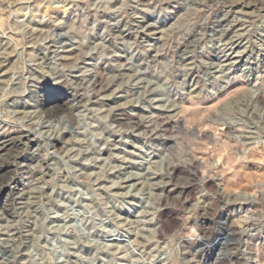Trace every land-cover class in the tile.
Segmentation results:
<instances>
[{
  "label": "rangeland",
  "instance_id": "obj_1",
  "mask_svg": "<svg viewBox=\"0 0 264 264\" xmlns=\"http://www.w3.org/2000/svg\"><path fill=\"white\" fill-rule=\"evenodd\" d=\"M259 91L264 0H0V264H264Z\"/></svg>",
  "mask_w": 264,
  "mask_h": 264
},
{
  "label": "bare ground",
  "instance_id": "obj_2",
  "mask_svg": "<svg viewBox=\"0 0 264 264\" xmlns=\"http://www.w3.org/2000/svg\"><path fill=\"white\" fill-rule=\"evenodd\" d=\"M203 28L204 27H200L199 30H202ZM29 36L32 37V34H30ZM10 41H12L11 38H10ZM9 42L5 44V45L8 46V48H10ZM13 42L16 43L17 41L13 40ZM13 50H14V48H13ZM84 76L86 77V75H84ZM74 82H75L74 84L76 85L75 86V91L77 93L84 94V93L87 92V94L88 93L91 94L90 97H92L94 100H95V98L98 97V94L97 93L99 92L98 87L100 86V83L96 79V75H94V74L89 75L87 77V79L86 78H78ZM255 96H256V100H258L259 102H263L264 101V91L263 92L262 91L257 92L255 94ZM57 99H59V98H57ZM52 100H55V98H52L51 99L49 105L51 104V102H53ZM66 108H67L68 113H70V115H65L61 119H62V121L65 120L66 122H71L73 120V116H71V112L74 110L75 106L70 102V103H68L66 105ZM57 111H58V107L53 106V108L51 107L48 111H43V112L41 111V112H39L40 114L38 116H40V119H43V122H44L43 124L50 123V122L52 124V122L55 120L54 118H55V116L57 114ZM114 118H115L114 120H116V123H118L119 125H122V126H126V127H128V126L129 127H132V126L134 127V125L136 126L137 125L136 123H138V122H134L133 119H132V117L128 116L127 114H124L123 112H122V114H121V112H120V114H117L116 113V115H114ZM133 127H132V129H133ZM2 129H5L4 126L2 127ZM53 138L56 139V135ZM36 141L38 142V140L36 139V137H32L31 135H29V133H25V134L24 133H20V135H18V136H11V133L8 132V130H3V134L0 136V187L1 188L4 187V183L7 180H9V181H13L14 180L13 177H11V178L8 179V178H6L4 176V174H5L4 173L5 172L4 169L7 166H9V165L10 166L11 165H13V166L14 165L15 166H20L21 163H23L25 161V158L22 156V153H23V150H24V149H22V147L26 148V147H28V145L30 143L36 142ZM10 150H15V152L14 153H11ZM3 153H4L5 157H1V155H3ZM226 153H227V151H226L225 148L219 149L218 150V153H217V155H218L217 156L218 157L217 158L218 161H220V157L224 156L226 159H228V162H229L230 159H231V154H229V151L227 153L228 155ZM240 160H241V157L240 158L238 157L237 158V161H240ZM236 164H237V162H236ZM223 166H226V165L223 164ZM232 169L234 170V167L233 166H228V168H225L224 170H226L228 172V170L231 171Z\"/></svg>",
  "mask_w": 264,
  "mask_h": 264
}]
</instances>
